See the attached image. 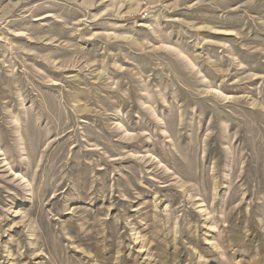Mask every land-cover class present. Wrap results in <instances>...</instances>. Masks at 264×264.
I'll use <instances>...</instances> for the list:
<instances>
[{
  "label": "rangeland",
  "instance_id": "rangeland-1",
  "mask_svg": "<svg viewBox=\"0 0 264 264\" xmlns=\"http://www.w3.org/2000/svg\"><path fill=\"white\" fill-rule=\"evenodd\" d=\"M0 264H264V0H0Z\"/></svg>",
  "mask_w": 264,
  "mask_h": 264
}]
</instances>
